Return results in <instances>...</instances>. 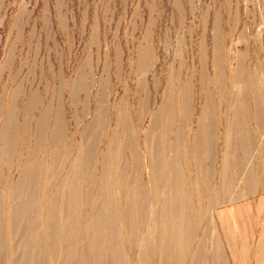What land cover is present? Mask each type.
<instances>
[{"label": "rangeland", "instance_id": "1", "mask_svg": "<svg viewBox=\"0 0 264 264\" xmlns=\"http://www.w3.org/2000/svg\"><path fill=\"white\" fill-rule=\"evenodd\" d=\"M243 74L256 75L254 84L264 92V0H0V131L11 107L17 136L23 123L27 130L24 141L18 139V145L11 146L13 153L4 149L9 142H0V264H84L85 259L89 264H111L103 252L93 255L88 251L90 242L82 231L95 219L106 215L110 219L118 203L120 217L116 210L109 226L120 248L119 258L125 257L126 264H165V256L159 253L158 218L170 181L166 185L161 182V186L158 182L155 191L151 162L157 157L153 139L160 133L152 129L153 115L160 109L168 83L189 86L191 111L176 125L180 149L175 150L189 157L187 170L180 166L185 179L180 183L189 184L194 179L190 147L201 108L206 99L216 104L221 124L212 131L217 146L212 151L214 162H204L203 166L218 174L220 163L215 160L224 150L223 123L225 116L231 115L226 103L230 108L240 106ZM13 95L16 97L12 99ZM29 101L32 110L24 112ZM43 111H49L46 137L55 127L63 140L44 142L32 159V176L38 186L25 195L26 199L30 196L33 201H43V209L36 210L34 222L12 227L9 216L22 198L15 202L10 189L22 180L29 152L37 150L31 135ZM100 112L104 113L103 126L97 129L95 121ZM256 127L249 125L245 133L254 147L248 168L254 165V156L264 155V123ZM230 135V141L234 140V132ZM129 138L134 142H128ZM110 139L115 141L114 147L120 144L121 150L110 147ZM84 149H88V161L73 175L74 164ZM130 151L136 155L135 162ZM104 152L110 153L112 161L102 160ZM170 154L168 159L175 162ZM111 173L118 174L113 186L105 180ZM69 177L75 178L79 194L75 237L65 223L72 214L66 207ZM104 184L112 188L100 191ZM241 185L240 181L234 193L240 192ZM129 188L141 196L137 209L141 219L136 222L128 218L127 204L132 203L128 202ZM97 192L104 202L100 201L95 211L90 204H94ZM154 192L159 196L155 198ZM106 194L113 197L107 200ZM232 198L211 211L199 205L206 214L200 216L201 223L197 222V234L193 233L195 244L202 248L197 264H264V191L239 200ZM52 219L54 223L47 222ZM205 221L209 225L206 230ZM129 225L134 229L132 243L127 235ZM54 230L58 231L55 243L50 239ZM201 230L208 233L203 247ZM216 240L222 260L213 259ZM67 248L73 250L70 263ZM191 258L185 256L182 264H188Z\"/></svg>", "mask_w": 264, "mask_h": 264}, {"label": "bare ground", "instance_id": "2", "mask_svg": "<svg viewBox=\"0 0 264 264\" xmlns=\"http://www.w3.org/2000/svg\"><path fill=\"white\" fill-rule=\"evenodd\" d=\"M213 65L217 66L218 64H213ZM216 69L217 71H219V68L216 67ZM255 76L256 75L254 74L252 75L243 74L241 76V81L239 84L243 90H242L241 96L238 97V100H241L240 106L232 105L235 107L230 108L231 105L229 106V103H226V105H228V107L226 106L227 111L229 112L228 115L229 114L231 115L230 117L226 115L225 116L226 120L223 123L225 127V131L223 134L224 135V138H223L224 139V142H223L224 150L222 152L221 157L215 160V162L218 160V163H220L218 174L214 171H213L214 174H212V170L207 171L206 168L203 166L204 162L211 163L212 159L214 158V154L212 151H214L213 148H215L216 142L214 140V135H213L214 132L212 133V131H214V128H216V126L221 124L219 123L220 121L219 118H217L218 113H217L216 104H213L212 101L211 103L207 101L209 99L205 100V104L203 105V108H201V112L199 116L200 117L199 123L197 124L198 129L195 131L193 135V138H192L193 143L191 144L192 147H190L191 154H192L191 158L193 160L194 179H192L191 183L189 184L186 183L187 181H185L184 184L180 183V180L183 176L182 174H180L181 172L180 169L184 166L185 169L187 170L188 165H190V162L188 161L189 157L180 155V152L177 154L175 150L176 148L180 149V145H179L180 130L178 127H176V125L178 126V123H180L181 119L182 121L186 119L184 117H185V114L188 113L187 111H191V107H190L191 103L189 99L190 98L189 91L191 90L188 89L189 86L187 87V85L185 86L182 85V87L181 86L176 87L177 85L176 83L174 86V83L172 82H175V81H171V84L170 83L167 84L168 86L165 89L164 96L161 101L160 109L157 113L153 115V119H152V129L155 132H158L160 134H157L153 139L155 140L153 146L155 148V155H157V157L151 162L152 175L155 178V182H154L155 191H158V188H157L158 182L160 183V186H161L162 183L163 185L164 184L166 185L170 181V183H168L170 191H169L168 196L164 198V201L160 203L161 213L159 212L160 216L158 218V223L160 224V229H161L159 236H158L160 238V241L158 244L159 253L161 254V256L162 254L165 256V259L167 261L166 263L165 259H163L165 264H182L183 258L188 255H190V257L193 258V259L192 258L189 259L188 264H197V261L199 260V257L202 254V248L197 246L198 244L197 245L195 244L196 242H195V239L193 238V233L197 234L195 233L197 222L199 223L200 219H202L200 216H203L204 214H206V212L202 210V208L199 205H206V208L210 209L211 211L213 210L214 207H217V206L219 207L220 205L229 203L228 202L229 197L232 198V196H235L232 199L239 200L242 196L246 194L255 195L259 190L264 191V155L261 152L259 155L254 156L253 159L255 160V163L251 168H248L250 167L249 166L250 165L249 159L251 156L250 154H251V151L254 149V147H253V142H249L248 140L249 137L245 135V133L248 134L249 125L253 124L254 126H257L256 128H259V126H262L264 123V119H263L264 118V102H263L264 92H263L262 87H261L262 89L260 88L258 90L257 87L259 85L256 84L257 87L255 86L254 84ZM256 89L258 90L257 92L255 91ZM11 97L13 99L16 97V95L15 96L13 95ZM244 102L246 103V105ZM250 106L253 110L250 108ZM9 109H8V113L4 115V119L2 121V127L0 131V142H4L6 144L7 142H9L10 144H7L4 149L7 148L10 152H12L11 146L16 145L17 144L16 141L18 139L20 140L19 141L20 143L23 142L24 141L23 138L27 130H26L25 123H23L20 127V134L17 136L18 130L16 128V124L14 125L15 121H13V118H14L13 109L14 108L12 109L11 107ZM119 109L121 108L119 107ZM29 110H32L31 101L27 102L24 108V112H28ZM251 112L253 113V115ZM48 113L49 111H43V113L40 115V118L37 121V125L34 130L35 132L33 136L31 135V137H34V140H33L35 142L34 149H37V150H35V152H32V153L29 152L28 158H26L27 161H25V167L22 169V177H21L22 180L17 186L12 187L10 189L11 190L10 196L12 197L11 199H13L16 202V201H19L20 196L22 198L20 205H18L15 209L13 208L14 210L12 211L11 216H9L8 222L12 223V227L15 224L20 223V222H25V223L34 222V219L37 216L36 210L39 211L40 209L38 210V208L44 205L43 201L42 203H40V200L33 201L30 196H27L28 198L26 199L25 194L27 193L28 190H30L31 188L37 185L34 180L35 177L32 176L34 172V169H33L34 161L32 159L35 158V155L37 154V152L41 151L40 149H42L44 142H61L63 140L62 139L63 136L58 131L59 129L57 130L55 127L51 128V130L49 131L50 135L46 137L45 131H46V124L48 122V119H47ZM58 117H57V120H58ZM103 117H104L103 112H100L99 114H97V119L95 121L97 129H100V128L102 129V126H103L102 118ZM117 119L119 118L117 117ZM212 119H213V122H212ZM217 120H218V124H217ZM59 125H57V127ZM11 129L13 130V132L11 131ZM61 129L63 130V127ZM256 130L257 129H255V131ZM230 132H234L235 139L232 141H230L231 140ZM239 133H243V136L240 135ZM158 135H161L162 137H159ZM129 139L130 140L127 139L128 142L130 143L134 142L132 138H129ZM171 141L175 142L174 146L167 143ZM109 142L111 143V144L109 143L110 147L112 148L118 147L120 148L119 150H121L122 146L120 144H118V146L115 145L114 147L115 141L113 139H110ZM170 150H172V154L175 159V162L168 159L169 158L168 154L171 153ZM87 151L88 149L81 150L80 154L78 155V160L74 164L73 175L74 174L76 175L78 168H82L83 170L84 161H88ZM106 152H104V154ZM113 154L115 157H118L119 155V153H112V156ZM134 154L135 153L132 152L133 158L130 156L133 159V162H135L134 159L136 158L135 157L136 155ZM104 156L106 157L102 159L103 161L107 159L109 161H112V159L111 160L109 159L111 157L110 153L107 155L105 154ZM186 161H188V163ZM133 162L132 164H134ZM248 162H249V165H248ZM174 164H176L177 167L175 166L174 178H173L172 165ZM82 170H81V174H84ZM215 173L217 175H215ZM111 174L112 175L105 180L107 182L109 181V183L113 186V184L117 183L118 181V177H117L118 174L117 173H114V174L111 173ZM71 178L72 177H69L68 180H70ZM74 179L75 178H73V180L72 179L70 180V183L65 189V192L67 194L66 195V201H67L66 207L67 209L68 208L71 209L70 211L72 212L69 218V222L66 219L65 223L67 224V226L69 223L70 228L75 237L76 231H75L74 225L75 223L79 222L78 218H80L79 216L80 212H79V206H78L79 205L78 187L77 185H75ZM182 179H184V177ZM240 181L242 184L241 187H239L240 192L236 194L234 193V191L236 192L235 190V188H237L236 185H239ZM112 186H108L107 184H104V186L100 189V191L102 190L104 192H107L110 190V188H112ZM130 189L131 188H129V191L127 192V196H128V202L130 203L132 202V203L127 204L128 205V209H127L128 218L129 220L130 218L131 219L134 218L135 220L134 222H136L137 219L138 221L141 219V214L137 210L141 202V199H140L141 196L139 195L140 192L136 191V189L135 191L133 189L131 190ZM154 195H155V198L156 196L157 197L159 196L157 192H154ZM111 197H113V195H108V194L105 195V198L107 200L111 199ZM102 198L103 197L101 196V193L98 194L97 192L95 194L94 204H90L92 207H94L95 211L98 209L97 206H101L100 201L104 202L100 200ZM106 206H105L106 213H108L110 209V205L108 204L109 206L108 208H106ZM52 210H54V208ZM99 210L101 211V208ZM116 210L118 212V215L121 214L120 203H118L116 207L113 208V210L111 211L110 219H108V215H106L104 219L102 218H98V220L95 219L94 222H90V225L88 224V227L85 230H83L82 233L84 234V231H85L84 236L88 240V242H90V245H88L89 246L88 251L89 252L91 251V254L96 255L99 252H103L109 257L111 264H119V263L126 264L125 257L119 258L120 256L118 255V253H120V251H118L117 249H120V248H118V246L116 245L115 240L113 238L114 233L113 232L111 233V227L109 226V224L111 225V223L114 221ZM118 215L116 216L117 218H118ZM51 221L52 222L48 220L47 222L50 224L54 223L53 219ZM206 222L207 221H205V223ZM90 226L91 228H89ZM208 226L209 225L207 222L205 224L204 230H206ZM133 230L134 229H132V226L129 225V229L127 230V235L129 236L131 243H132V237H134ZM197 230L199 229L197 228ZM58 231H60V229ZM58 231L54 230L50 238L51 241L54 243L56 241V238L54 235L57 234ZM174 232H176V234H173ZM107 233H109V235H107ZM206 238H208V233H206V231H202V238L199 239L202 244V247H203V242L206 240ZM173 240L175 242L174 244H172ZM199 240L197 241L199 242ZM54 243H53V247L55 246ZM167 243H169V247ZM215 248L216 249L213 252V256H214L213 259L222 260L223 259L222 251L220 250V246L217 240L215 241ZM66 251H67V254H66L67 263H70L71 253L73 252V250L71 249L70 251V249L67 248ZM25 257H26L25 252H23V258ZM117 261H119V263ZM95 263L98 264L97 262ZM84 264H89L87 259H85Z\"/></svg>", "mask_w": 264, "mask_h": 264}]
</instances>
